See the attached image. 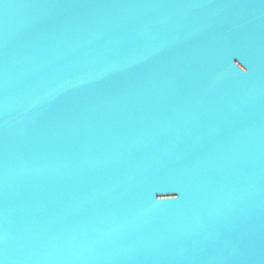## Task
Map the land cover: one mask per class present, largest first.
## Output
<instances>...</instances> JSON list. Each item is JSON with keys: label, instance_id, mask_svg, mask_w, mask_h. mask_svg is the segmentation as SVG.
<instances>
[{"label": "water", "instance_id": "obj_1", "mask_svg": "<svg viewBox=\"0 0 264 264\" xmlns=\"http://www.w3.org/2000/svg\"><path fill=\"white\" fill-rule=\"evenodd\" d=\"M0 264H264V0H0Z\"/></svg>", "mask_w": 264, "mask_h": 264}]
</instances>
